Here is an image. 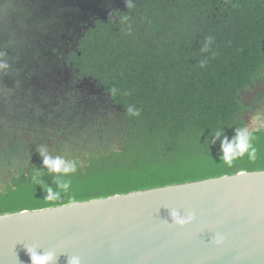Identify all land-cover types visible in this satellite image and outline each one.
I'll return each mask as SVG.
<instances>
[{
    "label": "trees",
    "instance_id": "trees-1",
    "mask_svg": "<svg viewBox=\"0 0 264 264\" xmlns=\"http://www.w3.org/2000/svg\"><path fill=\"white\" fill-rule=\"evenodd\" d=\"M208 36L214 41L205 52ZM262 40L259 0H129L116 18L88 25L66 56L72 74L97 79L115 107L76 114L60 103L51 106L43 123L54 124L45 134L59 138L52 146L41 133L29 137L0 119V215L264 170V128L245 127L247 107L238 99L264 60ZM13 41L11 34L0 47V65L21 57L14 55L24 47ZM130 106L139 116L127 111ZM106 110L114 116H97ZM238 128L251 134L256 159L245 153L229 166L221 159L222 141L231 142ZM107 135L117 144L110 140V150L95 151L93 144ZM45 155L76 171L52 172ZM63 181L70 182L68 192L45 200L46 187L58 191Z\"/></svg>",
    "mask_w": 264,
    "mask_h": 264
},
{
    "label": "water",
    "instance_id": "water-1",
    "mask_svg": "<svg viewBox=\"0 0 264 264\" xmlns=\"http://www.w3.org/2000/svg\"><path fill=\"white\" fill-rule=\"evenodd\" d=\"M126 1L7 2L25 10L26 15L21 17L29 25L48 23L52 31L55 27L67 29L63 25L67 23L80 31L91 24L90 18L113 17V8H122ZM24 33L27 43L14 56L27 61L9 62L5 80L21 82L18 85L30 95L21 98L23 102H38L72 78V68L65 62L61 61V68L54 66L57 61L52 47L66 38V33L38 39L30 31ZM10 54L13 56L12 51ZM29 71L31 77L26 76ZM78 81L77 86L86 85L90 94L97 95L102 107H115L97 79L83 75ZM262 90L264 82L256 83L239 90L238 99L243 106L251 107L250 101ZM82 101L71 106L73 112L83 114L90 107ZM171 210L181 216L191 213L193 219L176 225ZM26 247L36 248L39 254L54 252L52 264H68L72 256L80 257L81 264H264V170H240L231 175L1 214L0 264H30Z\"/></svg>",
    "mask_w": 264,
    "mask_h": 264
},
{
    "label": "flooded vegetation",
    "instance_id": "flooded-vegetation-1",
    "mask_svg": "<svg viewBox=\"0 0 264 264\" xmlns=\"http://www.w3.org/2000/svg\"><path fill=\"white\" fill-rule=\"evenodd\" d=\"M10 0H0V47L1 46H7L6 41L9 35L13 34L15 36V41L11 42V44H13L14 46H18L19 49L21 47H23V44L25 43L24 41V37H23V32L24 31H30L36 38L34 39H38L39 35H38V28H40V24L37 22H33L31 23V25H29L26 21V19H24L23 17H21L22 15H26L25 10H17L10 2H7ZM42 0H36V2H39V5L41 4ZM129 0L126 1L125 5L122 8H113L112 10V15L114 18H116V15L118 13L121 12H125L126 11V5L127 2ZM23 2V1H22ZM260 4H264V0H259ZM17 10V11H16ZM39 15V14H37ZM91 20V24L93 25V23L98 20L95 18H90ZM49 28V27H48ZM50 30V29H49ZM54 33L55 31L52 30ZM21 37V38H20ZM23 39V40H22ZM70 40L69 44H67V42H64L63 46L60 45H56L53 46L55 47L53 50V53L55 54V57H59L63 62L67 63L69 66H72V61L67 59L66 53L68 52V50L73 49V47L75 46L76 42L74 43V38L69 37L68 38ZM76 41V40H75ZM52 47V49H53ZM261 50L264 52V40L261 41ZM57 52L59 53H64L65 55H57ZM65 56V57H64ZM12 57V56H11ZM1 59V57H0ZM5 61V59L3 60ZM3 61L1 63H3ZM12 59H8L6 60L4 63L8 64L9 62H11ZM3 67H1L4 70V73H7V67H5L6 65H2ZM27 74V73H26ZM23 76H25L23 74ZM78 78L80 77H76V75L72 74V78L69 82H71V84H61L59 91H56V96H54V90H52L51 95H47L48 98H46L47 100H43L41 103L40 102H30L32 103L31 106H28L29 102H23L22 99L17 96L15 102L10 104V107H14L13 112L8 114V119H18V117L23 116L26 118V121L28 123H31L30 120H32V122H38V123H42L43 125H40L38 123H32L30 124L29 127L24 126V129H20L21 127H23L22 125H19L20 127H18L17 125L12 124L11 128L14 130H31L32 133H34L35 131H37V133H41L43 136L47 137L45 135V130L41 129L42 127H49L47 128L48 131H53L54 128L53 125L54 124H49V123H43L44 121H46V118L48 119V117H46V113L48 111H51V106L54 105H58L59 103L61 105H65L67 110H71V106L74 108L76 107L75 105L78 103V105L80 104V102H86L87 105H89L90 107H88L89 111H95L96 109L100 108V101L97 97L96 94H90V95H85L87 98L81 97V95H83V92L81 91V88H79L78 83ZM68 82V83H69ZM264 82V60L262 61L261 67L258 70V73H256V75L253 77L252 81L250 82V84L248 85L247 88L245 89H249L250 86H254L256 83H262ZM7 83L8 80H7ZM79 92L81 93V95L79 94ZM63 98V99H62ZM55 99V100H54ZM35 103V104H34ZM39 105H38V104ZM250 103L252 104L251 107H247L244 108L243 113L241 115V117L244 119V116L246 115H250L251 113H255L256 115V119L257 121H259L260 116L258 114V110L263 109L264 108V90L258 92L256 94V96H254V98L252 99V101H250ZM28 106V107H27ZM35 109L38 110V112L35 111ZM17 112V113H14ZM111 112V111H109ZM107 110L105 112L100 111L98 113V117H102L105 118L107 115H112L114 116L112 113H109ZM113 112V111H112ZM249 112V113H248ZM75 113V112H74ZM77 114V113H76ZM259 117V118H258ZM6 119V121H9ZM41 121V122H39ZM245 121V120H244ZM246 122V121H245ZM102 123L100 122V125ZM33 129V130H32ZM111 134L113 135H117V130H110ZM112 135V136H113ZM108 135L106 136L105 140L102 142H99V144H93V148L95 151H101V147H107V150H110V148L108 147V143L111 140V146L117 142L116 137H112ZM44 137V138H45ZM52 137L54 138L53 142H57L58 141V137L56 134H52ZM43 139V138H42ZM56 139V140H55ZM99 141V140H98ZM93 143V142H92ZM50 144V142H49ZM117 144V143H116ZM85 157L87 154H84Z\"/></svg>",
    "mask_w": 264,
    "mask_h": 264
},
{
    "label": "clouds",
    "instance_id": "clouds-1",
    "mask_svg": "<svg viewBox=\"0 0 264 264\" xmlns=\"http://www.w3.org/2000/svg\"><path fill=\"white\" fill-rule=\"evenodd\" d=\"M214 41V37L208 36L205 38L204 47L202 51H208V45ZM205 66V61L200 62V67ZM128 95L129 93H125ZM127 111L134 115L139 116L140 111L132 106H130ZM219 133H217V137ZM222 152L223 155L221 159L229 166L232 165L234 159L243 156L245 153L248 154L250 160L256 159L257 149L251 143V134L243 128L236 129V136L231 142L227 140L222 141ZM43 164L47 166L52 172L56 173H70L76 171V166L74 164H67L65 160L60 157L50 158L45 155L43 158ZM59 190L54 191L51 187H46V196L44 197L47 201H57L61 198L62 193H67L70 188L69 181L60 182ZM170 217L176 225L183 226L189 223L193 216L189 213L187 216H181L177 211L171 210ZM218 242V241H217ZM26 253L29 256L30 264H52L54 260L55 253L52 251L46 252L44 254H39L34 247H26ZM68 264H81L80 257L72 256L68 260Z\"/></svg>",
    "mask_w": 264,
    "mask_h": 264
},
{
    "label": "rangeland",
    "instance_id": "rangeland-1",
    "mask_svg": "<svg viewBox=\"0 0 264 264\" xmlns=\"http://www.w3.org/2000/svg\"><path fill=\"white\" fill-rule=\"evenodd\" d=\"M63 25H65L67 27V29L64 30V29H61L60 27H55L53 29L55 31V33H54L53 31L49 30V28H48L49 27V24L48 23L47 24H42V25H40V28H38V30H39L38 35L39 36H44V35L45 36H49V35L57 36L58 33H62V32L64 33L65 32L66 33V36H65L66 38L61 39V40L59 39L55 43V46L56 45L63 46L65 41L67 42V44H69V42H70V40L67 37L74 38L76 32L82 31V29L80 31H77L76 27L73 26L72 24H71V27L68 26L69 24H67V23L66 24H63ZM22 35L25 36L26 33L23 32ZM26 43L27 42L25 41V44H23V47H25ZM8 48H10L9 45H8ZM54 48L55 47H53L52 51L54 50ZM20 54H23V53H20ZM57 55H59V54H57ZM54 60L57 61L54 64V66H57V67H60L61 68L62 67V64H61V61L62 60L59 57H55ZM13 61H15V62L16 61H18V62H25L27 60L24 57L21 56L19 59L13 60ZM5 75L6 74L4 73V70L2 68H0V119H3L4 118V119L9 120L8 119L9 118L8 117V114L11 113V112H13V109H14V107H10V104L13 103V102H15V100L17 99L16 96H19L20 98H29L28 96H30V95H29V92H25V89L21 88L18 85L21 82L18 83V81L14 80L12 83H7V80H5V78H6ZM18 76H19V74H18ZM26 76H30L31 77V74H26ZM70 76L71 75H68L67 78H69ZM69 81H70L69 79H66L65 82L62 83V84H65V85L66 84H71V82H69ZM79 88H81V91L83 92L84 95H87V96L90 95V93L88 92V89H87L88 87L86 85H83L82 87H79ZM54 92H56V90ZM49 95H51V94H49ZM85 98H87V97L85 96ZM42 101H38V102L41 103ZM31 105H32V103H29L28 104V106H31ZM259 111H260L259 114H261L260 116H263V117H260L262 119H260L259 121H257V119L255 118L256 117L255 113H251L250 115H247V116L245 115L244 116V120L246 121L245 122V127L246 128L247 127L248 128H251V127L255 128V127H259V126H261V127L264 128V108L261 109V110L259 109ZM14 113H17V112L14 111ZM3 124L5 126H11L12 124H14V125H17L18 127H20L19 125H22L23 127H21L20 129H24V126H25V128L26 127H29L30 124H32V123H28L26 121V118L25 117L20 116V117H18V119L15 118V119H11L9 121H5V123H3ZM47 128H49V127H47V126L45 127L44 126L41 129L42 130L43 129L45 130V132H44L45 134H50V131H48ZM27 132H29L28 135H29V137H31L32 136V131L31 130H27ZM46 138L48 139V142H50V145L51 146L56 144L55 142H53V140H54L53 137L49 138V136H47Z\"/></svg>",
    "mask_w": 264,
    "mask_h": 264
}]
</instances>
